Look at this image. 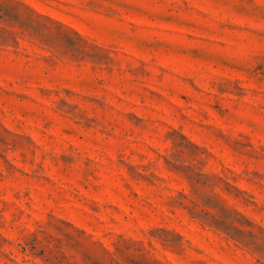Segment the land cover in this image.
<instances>
[{
	"label": "rangeland",
	"instance_id": "374dc122",
	"mask_svg": "<svg viewBox=\"0 0 264 264\" xmlns=\"http://www.w3.org/2000/svg\"><path fill=\"white\" fill-rule=\"evenodd\" d=\"M0 264H264V0H0Z\"/></svg>",
	"mask_w": 264,
	"mask_h": 264
}]
</instances>
